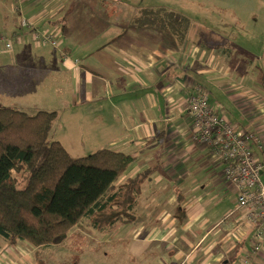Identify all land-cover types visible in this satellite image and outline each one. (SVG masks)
Segmentation results:
<instances>
[{"label": "crops", "instance_id": "crops-1", "mask_svg": "<svg viewBox=\"0 0 264 264\" xmlns=\"http://www.w3.org/2000/svg\"><path fill=\"white\" fill-rule=\"evenodd\" d=\"M124 6L107 0H0V42L5 37L11 45L3 52L0 44L3 88L16 102L41 103L64 121L94 126L103 146L133 157L116 188L155 167L136 197L137 218L111 229L89 221L101 239L114 231L115 240L131 239L127 248L142 264H264V240L255 251L254 232L235 210L236 190L224 178L222 162L192 139L187 110L201 88L214 111L264 139V68L250 66L254 53L264 64V38L232 44L220 37L227 31L213 33L192 20L180 42L168 31L136 28L138 12L133 17ZM46 32L58 37L57 46L36 42ZM220 178L232 189L234 206L225 211L217 209L227 191ZM3 241L0 264L22 263L19 246L35 251L42 264L37 247Z\"/></svg>", "mask_w": 264, "mask_h": 264}, {"label": "trees", "instance_id": "trees-1", "mask_svg": "<svg viewBox=\"0 0 264 264\" xmlns=\"http://www.w3.org/2000/svg\"><path fill=\"white\" fill-rule=\"evenodd\" d=\"M132 24L168 31L183 42L192 19L157 7L138 13ZM61 31L68 33L66 23ZM59 114L53 109L29 113L0 105V238L10 245L21 240L35 247L61 243L83 218L98 229L137 218L133 212L136 197L155 167L116 188V180L133 157L106 147L86 156H71L59 141L48 139ZM177 199L180 205V193Z\"/></svg>", "mask_w": 264, "mask_h": 264}, {"label": "rangeland", "instance_id": "rangeland-1", "mask_svg": "<svg viewBox=\"0 0 264 264\" xmlns=\"http://www.w3.org/2000/svg\"><path fill=\"white\" fill-rule=\"evenodd\" d=\"M107 1L125 5L124 7H128L132 15L137 12H144L147 8L157 7H166L182 12L190 17L194 24L210 28L207 31L213 33L219 30L227 31L226 36L220 37L230 41L232 44L234 40H239L254 45L264 38V0ZM129 19L131 20L130 17ZM6 42H9V40L3 37V41L0 42L3 52L6 50ZM262 56L264 57V54H262ZM235 58L242 61L238 56H235ZM250 58L252 70H258L260 72L261 68H264V64L258 63V53L252 54ZM73 59L75 60L78 58L74 57ZM3 76H5V74H3ZM4 82V79H0V105H15L29 113H35L40 109L46 108L41 103L32 104L29 102H16L17 97L12 96L3 88L2 85ZM258 82L261 83L260 79H258ZM33 101L35 100H32V102ZM209 104H212L210 100ZM251 108L256 107L252 106ZM94 134V126L84 124L80 126L76 122L64 121L61 116H59L52 124L48 139L59 141L71 156L82 157L93 153L100 147H105L102 142L104 139L96 138ZM220 179L224 187L223 191H227L221 194L222 203L217 209L219 211H225L234 206L230 192L232 189H228L227 183H225L222 178ZM262 179L264 180V173L262 174ZM101 237L102 235L98 231H94L89 220L83 218L79 224L70 231L68 238L61 243L37 247L36 258L38 261H41L42 264H94L96 260V264H142V260L139 256L130 252L127 248L132 242L131 239L115 240V231L105 238L101 239ZM0 240L2 241L0 242V248L3 250L2 248L5 246L3 244L4 239L0 238ZM21 242L32 245L24 240H21ZM17 251H19L18 254H20V261L22 262L19 264H39L37 260H35V251L30 252L23 246H19Z\"/></svg>", "mask_w": 264, "mask_h": 264}, {"label": "built area", "instance_id": "built-area-1", "mask_svg": "<svg viewBox=\"0 0 264 264\" xmlns=\"http://www.w3.org/2000/svg\"><path fill=\"white\" fill-rule=\"evenodd\" d=\"M35 40L52 46L59 43L52 32L38 34ZM5 46L11 48L8 42ZM188 102L192 139L207 145L222 162L223 176L236 190L235 210L241 212L252 228L254 250L258 251L264 240V139L249 128L236 126L225 114L214 111L206 90L198 88ZM252 144L256 145V150Z\"/></svg>", "mask_w": 264, "mask_h": 264}]
</instances>
